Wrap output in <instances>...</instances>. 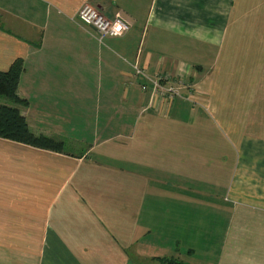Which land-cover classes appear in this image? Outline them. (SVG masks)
Returning a JSON list of instances; mask_svg holds the SVG:
<instances>
[{"label": "crops", "instance_id": "crops-1", "mask_svg": "<svg viewBox=\"0 0 264 264\" xmlns=\"http://www.w3.org/2000/svg\"><path fill=\"white\" fill-rule=\"evenodd\" d=\"M85 3L129 31L99 42ZM17 60L32 133L73 144L0 138V264H264V0H0Z\"/></svg>", "mask_w": 264, "mask_h": 264}, {"label": "trees", "instance_id": "trees-1", "mask_svg": "<svg viewBox=\"0 0 264 264\" xmlns=\"http://www.w3.org/2000/svg\"><path fill=\"white\" fill-rule=\"evenodd\" d=\"M23 69V61L17 60L8 71L0 72V100L4 99L10 104L0 106V138L36 148L63 152V142L44 135H34L19 109L29 105L27 100L18 95Z\"/></svg>", "mask_w": 264, "mask_h": 264}, {"label": "built area", "instance_id": "built-area-1", "mask_svg": "<svg viewBox=\"0 0 264 264\" xmlns=\"http://www.w3.org/2000/svg\"><path fill=\"white\" fill-rule=\"evenodd\" d=\"M77 19L83 26L92 29L94 36L101 43H104L107 39L121 38L130 29V25L119 16L111 20L107 18L97 7L92 6L89 3H85L82 6ZM136 70L138 74L146 77L144 72L137 66ZM161 79L164 80L162 77ZM150 84L154 95L159 93L165 94L171 101H174L175 98L179 97V93L172 87H163L160 82L155 80H151ZM160 88L161 90H159ZM142 89L143 91H147L146 86H143Z\"/></svg>", "mask_w": 264, "mask_h": 264}, {"label": "rangeland", "instance_id": "rangeland-1", "mask_svg": "<svg viewBox=\"0 0 264 264\" xmlns=\"http://www.w3.org/2000/svg\"><path fill=\"white\" fill-rule=\"evenodd\" d=\"M125 35H126V33H125ZM213 54H214L213 48L212 49H207L205 53H203V54L201 53L200 54L199 59H203L204 63H207V65H208V64L211 63V61L213 59V56H212ZM193 57L195 58L194 53H193ZM204 69H205L204 71H208L209 70V68H204ZM142 71L145 72L144 70H142ZM161 77L164 80H162ZM161 77H154L153 79L155 81L160 82L161 86H163V87H166V88L172 87V88H174L179 93V95H178L179 97H177V99L178 98L182 99V97L184 96V94L186 92H188V91L194 92V90L198 87V85H202L201 78L197 77L196 80H192V79L189 80L190 78H196L195 75H192V77L188 78L184 74H181L176 79L172 78L171 75H161ZM202 80H203V78H202ZM143 86H146V85H143ZM150 90L152 91L153 89L151 88ZM159 90H161V88ZM101 116H102V114H101ZM81 117L89 118L88 121L87 120L86 121H84V120L82 121L86 125V130H87L86 133L89 134V135L93 134V133H96L94 129L97 128L98 126L99 127L102 126V122L103 121H99V122H98V120L96 121L97 115H94V116H85L84 115V116H81ZM75 125H76V120H75V123H74L73 126H75ZM76 129H77V127L72 128L71 132L80 133V130H76ZM216 134L217 135H221L223 137L222 139H227L226 136H225V134H226L225 130L223 132L220 128H216ZM65 140L67 141V144H66V147H64V149L66 151H70V148H71L70 146L73 143L70 142L67 139H65ZM82 149H84V148H82Z\"/></svg>", "mask_w": 264, "mask_h": 264}]
</instances>
